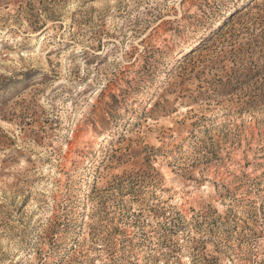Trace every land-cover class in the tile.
<instances>
[{"label": "rangeland", "instance_id": "1", "mask_svg": "<svg viewBox=\"0 0 264 264\" xmlns=\"http://www.w3.org/2000/svg\"><path fill=\"white\" fill-rule=\"evenodd\" d=\"M0 264H264V0H0Z\"/></svg>", "mask_w": 264, "mask_h": 264}, {"label": "bare ground", "instance_id": "2", "mask_svg": "<svg viewBox=\"0 0 264 264\" xmlns=\"http://www.w3.org/2000/svg\"><path fill=\"white\" fill-rule=\"evenodd\" d=\"M118 5V4H117ZM235 9H231L229 11H227V17L231 16L233 13H234ZM221 25V22H218V24L216 25V28H218L219 26ZM38 34H33L32 36H37ZM197 46V44H194L193 46H191L189 49H188V52H190L191 50H193L195 47ZM72 151V150H71ZM27 152V151H26Z\"/></svg>", "mask_w": 264, "mask_h": 264}]
</instances>
